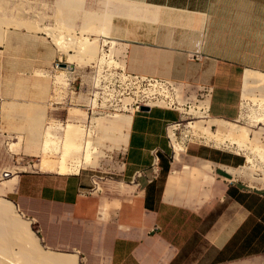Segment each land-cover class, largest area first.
I'll use <instances>...</instances> for the list:
<instances>
[{
	"label": "crops",
	"instance_id": "1",
	"mask_svg": "<svg viewBox=\"0 0 264 264\" xmlns=\"http://www.w3.org/2000/svg\"><path fill=\"white\" fill-rule=\"evenodd\" d=\"M132 4L158 10L154 20L110 18L105 38L123 47L124 71L181 83L193 96L206 90L201 115L237 118L239 100L264 76V0H123L121 7ZM84 6L94 11L91 1ZM1 100L19 98L0 86ZM146 108L128 114L109 186L94 189V175L83 171L13 176L11 201L29 217L39 205L58 208L61 215L48 219L61 221V244L77 237L86 245L84 264H264V190L243 180L246 157L189 144L180 153L165 129L178 114Z\"/></svg>",
	"mask_w": 264,
	"mask_h": 264
},
{
	"label": "rangeland",
	"instance_id": "2",
	"mask_svg": "<svg viewBox=\"0 0 264 264\" xmlns=\"http://www.w3.org/2000/svg\"><path fill=\"white\" fill-rule=\"evenodd\" d=\"M90 1L94 11L84 6L85 2L88 5ZM122 2L0 0V86L3 90L15 92L19 98L17 103L0 101V187L13 176L55 175L62 152L68 151L69 156L82 157V150L77 148L84 141L86 132L92 135L88 137L95 146L91 156L93 161L89 163L90 166L82 165L78 172L96 176V181H93L98 187L102 182H108L109 186L119 166L120 140L126 132L125 119L131 113L134 100L131 94L133 90L116 77L119 68L123 69V47L115 40L105 38L109 34L110 18L125 16L154 20L151 12L158 10L145 4L122 8L127 5L123 3V6ZM74 15L78 18L77 26L72 22ZM100 35L103 36L101 42ZM90 41L95 43V51H98L92 58L80 49L81 42ZM109 41H115V44ZM69 42H75L77 48L70 46ZM101 43L109 47L106 54L100 52ZM110 59L112 63L108 62ZM61 64L69 68H61ZM250 94L239 100L237 118L219 119L250 131L253 140L245 147L228 141L217 143L212 138L208 139V135L189 127L190 123L207 125L218 120L210 118V115H201L196 110L192 111V118L183 117L174 132V139L184 147L180 153H185V146L189 144L250 157V162L246 160L247 163L242 165L243 177L247 178L243 180L251 187L264 190V124L254 122L255 117L264 112L254 102L257 98H264V84L253 85ZM189 95L193 98L194 94L190 92ZM67 123L79 126L78 134L75 133L77 137L80 135L79 140L64 129ZM211 131L215 132L216 128L211 127ZM47 136L53 139L45 146ZM56 147L59 152H56ZM6 174L9 176L4 177ZM97 186L93 188L97 190ZM4 199L13 203L11 193L6 194ZM16 208L22 219L28 221L27 228L37 237L42 250L57 253H75L70 251L78 250L77 264H84L79 249L86 245L80 243L77 237L66 238L72 244H61V221L48 219V212L59 216L61 212L58 208L39 205L38 214L32 217ZM106 215L103 211L102 217Z\"/></svg>",
	"mask_w": 264,
	"mask_h": 264
},
{
	"label": "bare ground",
	"instance_id": "3",
	"mask_svg": "<svg viewBox=\"0 0 264 264\" xmlns=\"http://www.w3.org/2000/svg\"><path fill=\"white\" fill-rule=\"evenodd\" d=\"M45 30L48 31V29H45ZM101 41L103 40H100V42ZM80 44H81L80 46L81 51L86 53L91 58L94 57L93 55H95L96 52H98V51H95L96 46H95V43L93 44L92 41L81 42ZM69 45L74 48H77V46L75 45V42H69ZM103 48L105 49L103 50ZM100 51L101 53L106 54V52L109 51L108 45L106 43H101ZM111 56L112 55H110V57ZM103 59H101V62ZM108 62L112 63V59H110ZM255 77L259 80L261 84H264V76L256 75ZM254 102H256L260 108L262 107V109H264V98H257V100ZM219 121L220 120H214L208 123L207 125H203L199 123H190L189 127L194 128L195 130L199 131V133L201 132L202 134L208 135V139L212 138L217 143L228 141L229 143L236 144L239 147H245L248 142L253 140V139L251 140L250 138L251 137L250 131L246 129L245 127L239 126L235 123L222 122V121L219 122ZM125 122L127 126L129 122V116L126 117ZM254 122L259 123V124L261 123L264 124V112H262L261 115L255 117ZM211 127H215L216 131L215 132L211 131ZM64 129L67 132L73 133V136H74L76 135L75 133L78 134L79 126L74 125L72 123L71 124L67 123L64 126ZM88 135H90V133L88 134V132H86V134L83 135L85 136L84 141H82L81 146L78 145V148H77V150L79 151L82 150L83 152L82 157L78 158L74 156H69L70 153L68 151L62 152V154L59 155L56 172L60 174L77 173L82 165L90 166V164H92L93 160H91V156L95 150V146L93 142L89 139L90 137H88ZM79 136L77 137L76 135L77 137L76 139L79 140ZM167 136L169 138V132L167 133ZM174 138H175L174 134L172 133V140L174 143L175 150L178 152L183 151L184 147L177 144ZM52 139H53L52 136H47L46 141H45V146H48V144L52 142ZM72 140L74 139L72 138ZM97 141L95 142V144L97 143ZM72 148L73 147H71L70 149ZM57 149L58 147H56V150ZM56 152H59V151L57 150ZM246 160L247 162H250V157L247 156ZM6 176H9V174L4 175V177ZM14 186H15V180L10 179V180H6L3 183V185L0 187V264H77V261H76L77 254L76 253H62V252L57 253V252L42 250L39 247L38 240L36 239L37 237L35 238V235H33L27 228L28 221H26L25 219L24 220L22 219L21 214L17 212V208L14 203H11L10 201L4 199V196L6 194L13 191Z\"/></svg>",
	"mask_w": 264,
	"mask_h": 264
},
{
	"label": "built area",
	"instance_id": "4",
	"mask_svg": "<svg viewBox=\"0 0 264 264\" xmlns=\"http://www.w3.org/2000/svg\"><path fill=\"white\" fill-rule=\"evenodd\" d=\"M194 58L198 59L197 56ZM64 68L68 69L69 66L65 65ZM116 77L133 90L131 93L134 97L131 108L132 112L138 111L140 106H160L178 114L177 121L170 122L166 125V134L169 131L174 134L177 127L180 125V121L183 120V117L190 116L189 118H192L191 113L193 110L203 112L202 103L204 101L203 98L205 97L206 90H203L201 94L191 98L189 95L190 92L187 90V86L181 83L173 82L172 80L127 73L124 72L123 69H119ZM151 103L156 104L150 105ZM149 171L151 177L150 179L155 178L157 174V158L154 151L152 152V161ZM140 174L141 172H138L136 176H140ZM96 179V176H93L91 179L93 186H97V184L93 181H96Z\"/></svg>",
	"mask_w": 264,
	"mask_h": 264
},
{
	"label": "water",
	"instance_id": "5",
	"mask_svg": "<svg viewBox=\"0 0 264 264\" xmlns=\"http://www.w3.org/2000/svg\"><path fill=\"white\" fill-rule=\"evenodd\" d=\"M60 66H61V68H64V67H65L64 64H61ZM146 109H147V108L144 107V106H140V107L138 108L139 111H145Z\"/></svg>",
	"mask_w": 264,
	"mask_h": 264
}]
</instances>
